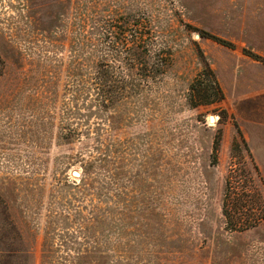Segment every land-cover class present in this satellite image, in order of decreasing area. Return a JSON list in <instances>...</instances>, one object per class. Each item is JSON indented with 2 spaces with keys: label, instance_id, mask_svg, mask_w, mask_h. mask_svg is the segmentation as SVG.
<instances>
[{
  "label": "rangeland",
  "instance_id": "obj_1",
  "mask_svg": "<svg viewBox=\"0 0 264 264\" xmlns=\"http://www.w3.org/2000/svg\"><path fill=\"white\" fill-rule=\"evenodd\" d=\"M198 47L222 103L186 100ZM140 54L164 75L141 82ZM0 57V264H40L43 245L44 264H264V0H0ZM104 99L113 130L88 119Z\"/></svg>",
  "mask_w": 264,
  "mask_h": 264
},
{
  "label": "trees",
  "instance_id": "obj_2",
  "mask_svg": "<svg viewBox=\"0 0 264 264\" xmlns=\"http://www.w3.org/2000/svg\"><path fill=\"white\" fill-rule=\"evenodd\" d=\"M186 26H188L190 29H193V27L191 25H186ZM195 30L198 31L202 37H210L214 40H217V41H219L223 44H227V45L231 44L230 42L218 37L217 35L209 33L207 31H203L201 29H195ZM93 33H95V32H93ZM197 54H198L197 58H198L199 64L203 65V68L200 69L199 71H197L194 75L184 77V80L181 79L182 76L180 74H178V77H177L179 84H181V80H183L182 82H185V84H184V86L186 87L185 97H186L187 102L193 107H198L200 105L210 104V103H215V102H221L222 103L223 101L226 100V96H225V92L221 86V83L219 81V78L216 74V71L209 64L204 53L201 51V49L199 47H198V53ZM139 57H140L139 58L140 67H139V72L137 73V76L141 82H143L145 80L149 81L150 79H153L154 77L157 78V77L164 75L165 72H158V71H160V69L156 68V66L153 67L154 65H151L149 63V56L148 55L140 54ZM88 61H89V64H88L89 67L88 68L90 69L89 72L91 74V79L92 80L95 79L96 82H99L100 84L106 83L107 71H106L103 59L96 60V59H93L91 57V58H88ZM0 63H2L1 57H0ZM150 66H152V68H150ZM139 87H141V86L139 85ZM116 106L117 105H115L114 103H108L107 100H105V99L101 102H98L97 105L91 104V106L89 108L90 110H89V114H88V119H89V117H91V115L96 116V117L108 118L107 120H109L110 125H111L112 130H113L116 128L117 125H119V123H120L119 121H121L125 116V114H123V111H120ZM112 108H113V110H111ZM229 113L234 114L231 111V109L227 106L226 109H223L221 111V118L223 120H226L229 117ZM100 127H101L100 123H98L96 126L93 127V129H95V132L97 134L96 137L99 135ZM91 133H92L91 130H88L87 135L89 138H90ZM63 138H65L69 143H72L75 140L80 139L81 137L79 136V133H76L74 135L72 134L69 136H64ZM221 140H222V127L219 128V133L217 134V137L215 139V143H214L215 155L219 151ZM94 147L97 149H101L99 151L101 157L96 158L97 160L98 159L100 160V162H101L100 165L107 167L113 173V177H116L117 176L116 170L118 168L116 165L117 161L113 158H109L107 153H105V154L103 153L104 148H102L100 143L96 144ZM106 148H111V146L106 145ZM96 159L90 160L88 163L85 164V168L87 169V171L92 170L94 167V164L96 162H99ZM112 170H114V171H112ZM15 190L16 189H14L13 192H16ZM4 194L5 193H3L0 190V197L3 198V199L0 198V205L5 206L6 204L2 201V200H4V197H5ZM5 207H7V206H5ZM12 225L14 226V228H16V231L21 234L22 229L20 227H17L16 224H12ZM33 240H34V244H35L36 238L30 239V241H32V243H33ZM133 241H135V240L129 239L128 244L130 245L131 243H133ZM42 252H43V254L40 257V262H41L40 264H44L46 259L49 258L50 254L48 255V253H50V247L43 245V251ZM94 253H95L94 250L87 252V253L84 251H78L77 255H74V256L68 255L69 258L63 257V259H64V261H68V259H69L71 264H99L98 263L99 261L95 262V260L93 259L95 257V256L94 257L92 256ZM105 258L108 259V256H105Z\"/></svg>",
  "mask_w": 264,
  "mask_h": 264
},
{
  "label": "water",
  "instance_id": "obj_3",
  "mask_svg": "<svg viewBox=\"0 0 264 264\" xmlns=\"http://www.w3.org/2000/svg\"><path fill=\"white\" fill-rule=\"evenodd\" d=\"M195 36H196V38H200L201 37L199 33H197Z\"/></svg>",
  "mask_w": 264,
  "mask_h": 264
},
{
  "label": "crops",
  "instance_id": "obj_4",
  "mask_svg": "<svg viewBox=\"0 0 264 264\" xmlns=\"http://www.w3.org/2000/svg\"><path fill=\"white\" fill-rule=\"evenodd\" d=\"M237 113H238V111H237Z\"/></svg>",
  "mask_w": 264,
  "mask_h": 264
}]
</instances>
